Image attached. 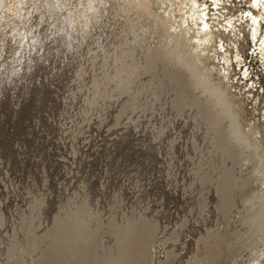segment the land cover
Wrapping results in <instances>:
<instances>
[{
	"label": "rangeland",
	"instance_id": "obj_1",
	"mask_svg": "<svg viewBox=\"0 0 264 264\" xmlns=\"http://www.w3.org/2000/svg\"><path fill=\"white\" fill-rule=\"evenodd\" d=\"M0 264H264V0H0Z\"/></svg>",
	"mask_w": 264,
	"mask_h": 264
}]
</instances>
